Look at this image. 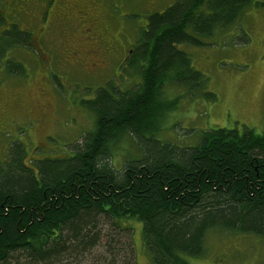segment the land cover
<instances>
[{
    "label": "trees",
    "instance_id": "16d2710c",
    "mask_svg": "<svg viewBox=\"0 0 264 264\" xmlns=\"http://www.w3.org/2000/svg\"><path fill=\"white\" fill-rule=\"evenodd\" d=\"M252 2L175 0L149 14L122 62L137 69V87L116 93L110 82L99 87L105 96L94 105L93 128L71 152L38 162L33 172L22 163V151H5L0 264H54L63 255L68 261L102 236L101 264H136L131 232L121 221L126 218L140 221L152 264H190L188 257L204 252L210 231L264 239V132L214 126L189 146L157 140L152 132L169 108L161 86L178 82L192 88L200 81L180 43L201 45L200 38L238 22ZM25 33L16 26L2 32L0 65L22 66L8 51L25 44ZM123 134L141 153L117 168L112 147ZM108 223L113 230L102 234Z\"/></svg>",
    "mask_w": 264,
    "mask_h": 264
},
{
    "label": "rangeland",
    "instance_id": "374dc122",
    "mask_svg": "<svg viewBox=\"0 0 264 264\" xmlns=\"http://www.w3.org/2000/svg\"><path fill=\"white\" fill-rule=\"evenodd\" d=\"M31 1L34 3L28 5L26 1L20 4V0H8L4 4L0 0V8L6 13L0 30L12 22L22 23L30 29L37 27L39 20L27 19L39 17L44 6L51 10L56 0ZM174 1L89 0L86 5L99 25L96 31L103 33L92 35L91 40L90 37L83 38L86 32L81 31L73 17L68 16L70 13H65L49 25L42 39L44 52L40 50L38 54L41 61H45L42 57L46 46L58 54L51 63L53 65L47 67V72L37 70L34 55L23 49L9 48V54L17 56L25 67L19 74L23 76L17 77L28 78L16 82L6 79V76H15L0 74V99L6 100L12 93H18L23 97L24 107L31 108L40 100L38 85L46 88L44 79L50 89L46 96L48 107L37 129L31 117L21 118L23 116L13 107H6L9 115L0 118V164L3 161L9 163L4 160L6 150L13 152L18 149L24 155L22 163L33 171L38 162L72 151L74 144L82 140V135L93 128L94 105H101L105 94L100 91L101 87L110 82L116 88L115 93L137 87L140 80L137 69L122 64L123 56L132 49L139 28L147 23V16L163 11ZM19 4L23 9L21 12ZM63 5L67 7L61 3ZM103 27H106L104 32ZM78 39L79 59L75 60L76 64L65 62L66 48ZM200 40L201 45H179L189 54L191 70L200 74V83L192 88L178 82L161 86L163 103L169 108L162 110L152 129L153 137L177 146H189L196 143L203 130L214 126L232 128L235 125L241 129L244 125L255 133L264 132V0H253L240 14L238 22ZM93 46L104 58L102 65L96 68L90 67L94 59L89 50ZM47 53L49 55L48 50ZM57 57L63 60L58 59L57 62ZM209 93L214 94L212 99ZM90 101L93 102L89 103L90 106L85 104ZM140 153L132 137L123 134L112 147L113 164L120 168L122 160ZM121 221L131 232L136 264H152L143 245L140 221L135 218ZM102 228V234L113 230L109 223L103 224ZM104 243L105 237L102 236L94 248L68 258V261L63 255L61 262L54 264H101V258L106 256ZM187 259L190 264H264V239L229 231H210L204 252Z\"/></svg>",
    "mask_w": 264,
    "mask_h": 264
},
{
    "label": "flooded vegetation",
    "instance_id": "af4514ba",
    "mask_svg": "<svg viewBox=\"0 0 264 264\" xmlns=\"http://www.w3.org/2000/svg\"><path fill=\"white\" fill-rule=\"evenodd\" d=\"M7 1L8 0H3L4 4ZM23 1H26L28 5L34 3L31 0H20L19 3L21 4V3H23ZM64 1L65 2H63V0H56L54 3L55 6L51 10L46 9V7L44 6V8H42L44 10V12L42 13V9H40L39 17H32L30 19L28 18L27 19L28 21H31L33 18H36L40 22L39 25L37 27L34 26L33 29L25 27V26L19 24L18 22H12V23H9L8 26H4L0 30V37H1L3 31L8 30L9 27H13V26H16L17 30L26 32L25 34H27L28 36L26 37V40L24 42L25 44H21V45L17 46V48L23 49L25 52H27V54H29V55L31 54V55L35 56V61H33V62H34L38 71L47 72V67L52 66L53 64H51V63L52 62L54 63L55 57L58 56V54L54 53L53 51H50V48L47 49V46H46V52L44 53V57H42L45 59L44 62L40 60L41 56H39L38 54H39L40 50H42V53L44 52V49L42 46V42L44 40H42V39H43L44 35L46 34V29L50 27L49 25L52 22H54L55 19L58 20L65 13H67V12L70 13L68 16L73 17L75 22L79 25L81 31L86 32L85 36L83 38L90 37L89 40H91L92 35L95 36L97 34H101V35L103 34V33H97V31H96V29L99 25H98V21H97L96 16L90 12V10L88 9V7L86 5V2L89 0H64ZM61 3L66 4L67 7L64 5L61 6ZM20 4H19V9L21 12V10H23V9L21 8ZM59 10H60V12H59ZM24 13H26V12H24ZM77 13H79V15H77ZM4 16L6 18V13H3V10H1V8H0V23L2 22ZM105 30H106V27H103L102 32H104ZM92 31H94L96 33L92 32ZM89 32H91V33H89ZM77 37L79 38V35H77ZM79 42L80 41L78 39V41H76V42L74 41L73 44H70L69 47L66 48L67 50L65 49L66 50V52L64 54V61L65 62H67V63L71 62L73 64H76L75 60L79 59V57H80L79 56V49L77 48V45L80 44ZM106 43H108V41ZM47 50L49 52V55L47 53ZM89 52L94 59V61H92V63L90 64V67L96 68L98 66H101L102 63L104 62V58L102 55H100L99 51H97V49L94 47L93 49L89 50ZM126 52L129 53L130 50H128ZM95 53H97V54H95ZM127 53L124 54V56H123V62H125L124 58L126 57ZM58 59H60L61 61L63 60L62 58L57 57L56 58L57 62L59 61ZM72 59H74V60H72ZM11 61L15 64H22V66H20V67L12 66L10 68H7L3 65H0V74L1 75L2 74H7V75L10 74L9 76H15L16 78L6 76V79L10 78L11 81L15 80L16 82H18V80L23 81V80L27 79L28 77L27 78L17 77V76H23V75H17V74H22L23 73L22 71L25 69V67L23 66V62L20 61L17 56L14 57ZM19 68H23V70L21 72L17 71L16 69H19ZM7 69H9L10 71L12 69V71L10 72ZM25 75L28 76L29 73L27 71H25ZM44 80H45L44 87H46V88L40 87L38 85L37 91H38V94L40 96V100H37L31 106V108H25L24 107L25 105H24L23 97L21 95H19L18 93H16V94L12 93L11 96H9L6 100L0 99V118L6 116L8 114L6 107L10 106V107H13V109H15L18 113H20L21 116H23L21 118L31 117L34 120V122L36 124V129H37L39 122L43 120L44 115H45V111L48 107V99H46V96H47L48 89H50V86L48 85L47 80L46 79H44ZM46 83H47V85H46ZM47 86H48V88H47Z\"/></svg>",
    "mask_w": 264,
    "mask_h": 264
}]
</instances>
